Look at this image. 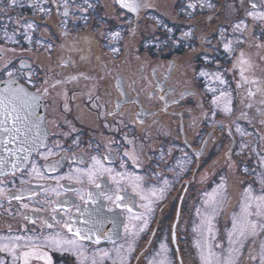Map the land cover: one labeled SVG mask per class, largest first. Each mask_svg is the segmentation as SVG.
Here are the masks:
<instances>
[{"label": "flooded vegetation", "instance_id": "af4514ba", "mask_svg": "<svg viewBox=\"0 0 264 264\" xmlns=\"http://www.w3.org/2000/svg\"><path fill=\"white\" fill-rule=\"evenodd\" d=\"M139 2L0 0V83L42 96L11 100L27 120L0 128L13 155L0 244L19 245L0 264L33 247L47 258L28 264H261L264 231L238 238L233 223L264 196V20L248 15L264 0ZM118 173L142 177L139 189ZM145 196L141 232L130 216ZM66 223L91 238L49 246L75 238Z\"/></svg>", "mask_w": 264, "mask_h": 264}, {"label": "snow or ice", "instance_id": "6c2138e0", "mask_svg": "<svg viewBox=\"0 0 264 264\" xmlns=\"http://www.w3.org/2000/svg\"><path fill=\"white\" fill-rule=\"evenodd\" d=\"M119 2L126 8H131L133 11H138L139 8L142 6L139 2V0H119ZM18 0H10V5L11 6H15L17 5ZM65 5L67 6V0H65ZM255 7V5H253ZM209 7H211V5H209ZM41 11H44V9H41ZM248 15L253 16L255 18L264 20V12H260V13H255V12H249ZM26 27L28 29H31L33 27L32 24H27ZM237 28L240 27V25L238 24L236 26ZM185 35H189V33H185ZM225 47H228V45H225ZM9 77L12 76V73L9 72L8 73ZM7 84V87L4 89V92H0V117H2V120H0V128H3V125L6 124L9 120H11V125L12 127L10 129H4L5 131L8 132H16L19 133L20 132V128L17 126L18 123L21 120H27V117H21L19 115V112L16 108V106L14 104L11 103V98H15L17 97L18 93L23 92V89H13L12 85L15 83V81L13 79H9L8 81L5 82ZM5 93H9L10 97H9V103L6 104L5 103ZM0 143H2V141H0ZM23 150V149H21ZM126 156H131L133 162H137L138 158L134 155V153H125ZM4 163L3 159H0V165H2ZM97 164H99V161H96ZM13 168L16 167L15 164L12 165ZM103 166L101 165V168ZM104 171H111V169H103ZM35 171V169H34ZM39 175V173H37ZM89 175L91 176L92 173L90 172ZM119 176H121L122 179H126L130 184H132L133 189H139L140 187V181L143 179L142 177H140L139 175H135L133 173H118ZM264 182V181H262ZM168 182L165 181V184H167ZM2 191V190H0ZM165 189L161 188L159 190H153L151 195L152 197H155L157 199H160L163 197V193H164ZM15 199H20L21 197L16 196L14 197ZM147 203H145L143 205V208L145 209V211L143 213L140 214H132L130 216L131 220H136V221H141V227L139 229V231H143L145 228H147L148 226V219L146 218L152 211V204L154 203V201L152 199H150L149 197L145 196L143 197ZM256 199V209L257 211L255 212H251L248 209L251 208V205H245V216L242 220H237L234 218V223H233V227L234 230L238 236V238H246L247 236L251 235V236H256L258 235L257 229L259 228L261 231H264V224L260 223L258 220H254L251 219V217L253 216H257V217H264V196L255 198ZM117 201L122 200V197L117 196L116 197ZM93 202L95 203V200H93ZM212 203H215V197H212ZM120 204H117V207H120ZM25 207H27V205H25ZM124 207L126 208V210L129 213H132L131 208H128L126 205H124ZM53 212H55V208H53ZM199 214V212H198ZM65 228H67V230L70 233H73V236L75 237L74 239H63L61 237L58 236H52L48 238V242H49V246H53V247H60V248H64L66 247L67 250L71 251L73 249H76L79 247L78 245V241L80 240H84V239H90L91 236L88 234L82 235L81 234V229H73V226L71 223H66L64 225ZM133 229L135 228V225H132ZM125 230L126 232L128 231V226H125ZM92 230L88 229L87 233H90ZM208 231L211 232V227H210V222H209V226H208ZM138 233L133 231L132 235H137ZM19 239V238H17ZM100 237L97 236L96 237V241L97 243L99 242ZM229 243H233L232 239H231V234H230V240ZM19 245L16 244L13 247H8L7 245L4 244H0V249L6 250V251H12L14 258H15V247H18ZM161 247L163 248L164 245H161ZM128 251H132V247L131 245H129V249ZM24 256V264H28V259L31 256H38V258H47V254L46 253H39L37 251V249L35 247H33V250L31 252H25L23 254ZM261 256L264 257V244L261 245ZM202 259H205V257L202 256ZM160 264H164V261H161ZM261 264H264V258L261 259Z\"/></svg>", "mask_w": 264, "mask_h": 264}, {"label": "water", "instance_id": "95a60500", "mask_svg": "<svg viewBox=\"0 0 264 264\" xmlns=\"http://www.w3.org/2000/svg\"><path fill=\"white\" fill-rule=\"evenodd\" d=\"M6 81H8V80H6ZM6 81H3L0 83V92H4V89L7 87V84L5 83ZM12 88L13 89H23V92L18 93L17 97L11 98V100H21L22 98H27L29 100H42V96L40 94L36 93L35 91H31V90L27 89L26 87L19 85L16 82L12 85ZM5 97H6L5 103L8 104L10 94L5 93ZM0 120H2V117H0ZM9 146H11V143L7 142V148ZM12 156L13 155H12L10 149L0 150V159L4 160V163L2 165H0L1 170L10 169L11 163H12V161H11Z\"/></svg>", "mask_w": 264, "mask_h": 264}]
</instances>
